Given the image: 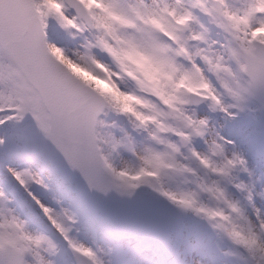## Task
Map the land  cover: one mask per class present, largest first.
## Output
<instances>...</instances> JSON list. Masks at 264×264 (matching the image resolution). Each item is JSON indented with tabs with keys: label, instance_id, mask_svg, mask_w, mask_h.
I'll return each mask as SVG.
<instances>
[{
	"label": "snow or ice",
	"instance_id": "obj_1",
	"mask_svg": "<svg viewBox=\"0 0 264 264\" xmlns=\"http://www.w3.org/2000/svg\"><path fill=\"white\" fill-rule=\"evenodd\" d=\"M0 264H264V0H0Z\"/></svg>",
	"mask_w": 264,
	"mask_h": 264
}]
</instances>
